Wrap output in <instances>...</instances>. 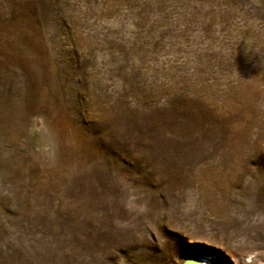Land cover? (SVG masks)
<instances>
[{
	"label": "rangeland",
	"instance_id": "374dc122",
	"mask_svg": "<svg viewBox=\"0 0 264 264\" xmlns=\"http://www.w3.org/2000/svg\"><path fill=\"white\" fill-rule=\"evenodd\" d=\"M264 263V0H0V264Z\"/></svg>",
	"mask_w": 264,
	"mask_h": 264
},
{
	"label": "bare ground",
	"instance_id": "6f19581e",
	"mask_svg": "<svg viewBox=\"0 0 264 264\" xmlns=\"http://www.w3.org/2000/svg\"><path fill=\"white\" fill-rule=\"evenodd\" d=\"M184 261H187L188 264H192L194 262H197L198 264H223L220 261H218L216 258L209 257V256H198V255H187L183 258L181 263ZM180 263V264H181ZM230 264V263H229ZM242 264H254L249 261H243ZM259 264H264V263H259Z\"/></svg>",
	"mask_w": 264,
	"mask_h": 264
},
{
	"label": "water",
	"instance_id": "95a60500",
	"mask_svg": "<svg viewBox=\"0 0 264 264\" xmlns=\"http://www.w3.org/2000/svg\"><path fill=\"white\" fill-rule=\"evenodd\" d=\"M181 264H188L187 263V261H184L183 263H181ZM192 264H198L197 262H194V263H192Z\"/></svg>",
	"mask_w": 264,
	"mask_h": 264
}]
</instances>
